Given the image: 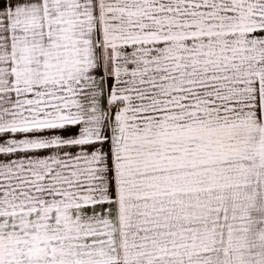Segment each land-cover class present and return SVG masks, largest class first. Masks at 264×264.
<instances>
[{"label": "snow or ice", "instance_id": "6c2138e0", "mask_svg": "<svg viewBox=\"0 0 264 264\" xmlns=\"http://www.w3.org/2000/svg\"><path fill=\"white\" fill-rule=\"evenodd\" d=\"M0 264H264V0H0Z\"/></svg>", "mask_w": 264, "mask_h": 264}]
</instances>
